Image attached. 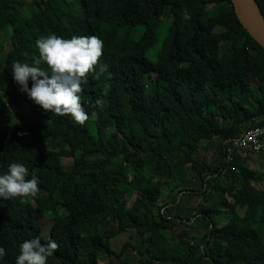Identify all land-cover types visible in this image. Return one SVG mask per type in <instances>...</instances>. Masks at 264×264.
<instances>
[{
    "label": "trees",
    "instance_id": "16d2710c",
    "mask_svg": "<svg viewBox=\"0 0 264 264\" xmlns=\"http://www.w3.org/2000/svg\"><path fill=\"white\" fill-rule=\"evenodd\" d=\"M1 34L0 51L6 39L11 50L0 65V174L21 163L38 191L0 199V264H15L19 244L35 236L58 245L46 264H99L100 253L119 259L128 245L134 264H264V175L251 157L234 154L228 164L224 154L264 117V47L230 0H0ZM51 34L103 41L79 93L89 119L80 125L32 102L33 119L17 125L11 106L24 93L11 64H32L36 39ZM215 139L216 164L198 155ZM175 152L182 161L171 169ZM184 193L205 204L173 214ZM42 217L54 221L48 239ZM128 231L135 244L113 250L110 240Z\"/></svg>",
    "mask_w": 264,
    "mask_h": 264
},
{
    "label": "clouds",
    "instance_id": "9594fccd",
    "mask_svg": "<svg viewBox=\"0 0 264 264\" xmlns=\"http://www.w3.org/2000/svg\"><path fill=\"white\" fill-rule=\"evenodd\" d=\"M35 45L39 58L32 64L18 61L11 64V76L18 90L43 110L57 115L70 114L73 121L84 125L89 115L82 107L79 93L86 74L93 71L102 54L103 41L96 36L73 35L65 39L51 34L38 37ZM41 62L47 65V70L39 66ZM95 103L99 106L103 101L97 99ZM27 176L28 170L23 164L9 163L6 172L0 174V199L34 196L38 191V177L35 173L31 178ZM57 248L52 239L45 243L39 236L26 239L19 244L15 264H46ZM4 256L5 249L0 247V260Z\"/></svg>",
    "mask_w": 264,
    "mask_h": 264
},
{
    "label": "rangeland",
    "instance_id": "374dc122",
    "mask_svg": "<svg viewBox=\"0 0 264 264\" xmlns=\"http://www.w3.org/2000/svg\"><path fill=\"white\" fill-rule=\"evenodd\" d=\"M214 9L213 5L209 6V10ZM165 24V28H166ZM142 27H138L136 32H133L132 36L134 39L138 40L140 39L142 35ZM2 38V34L0 35V40ZM162 45V39L159 40V42L149 51V57L153 60L156 52ZM11 50V44L10 40L6 39L3 41V49L0 51V65L4 61L5 56L9 53ZM251 83L253 85L258 84V80H252ZM32 101L24 94V99L21 104H14L11 106V116L12 120L15 122V124L18 125L19 117L22 116L25 119H33L34 114L32 112ZM207 147V148H206ZM198 155L202 157L203 159L207 160L211 163H217L218 159L220 158V146H219V140L215 139L212 143L205 145V150L203 145L200 147ZM169 158V164L171 169L182 161V155L181 153L175 152L168 156ZM254 166H252L253 169H255L257 172L264 175V157L260 155V157L252 156L251 157ZM63 164L65 168H70L73 164V160L71 158H64ZM169 174L164 177V179H168ZM262 186V184L260 185ZM165 193H168V189L165 190ZM164 201V198H163ZM132 202V199L130 200ZM205 204V201L201 197H189L187 193H184V197L182 198V204L179 209L175 210L173 214H181V215H187L188 212H186V208H197L201 209L203 205ZM240 213H243V209H239ZM62 212V211H61ZM217 220H221V224L226 223V216L225 214H221L220 216L216 217ZM110 221V220H109ZM53 220L51 218L42 217L37 221V224L42 228V237L44 239H48L50 237V228L53 224ZM198 232L199 236L204 234V231L199 230ZM137 239V235L134 231H128L123 233H118L115 237H113L110 240V246L113 250L119 252L121 248L125 245L126 242H130L131 244H135ZM263 239H264V227H263ZM138 254L136 253V250L131 248V246H127L126 253L122 256V258H115L111 257L109 258L105 253H100L99 255V264H125L124 261L127 262V264H134V262L137 260Z\"/></svg>",
    "mask_w": 264,
    "mask_h": 264
},
{
    "label": "built area",
    "instance_id": "2783aa9c",
    "mask_svg": "<svg viewBox=\"0 0 264 264\" xmlns=\"http://www.w3.org/2000/svg\"><path fill=\"white\" fill-rule=\"evenodd\" d=\"M260 122L248 127L240 137L235 138L225 148V161L228 164L234 162V154H238L242 158H248L264 153V117L261 118ZM234 168L232 167V169Z\"/></svg>",
    "mask_w": 264,
    "mask_h": 264
},
{
    "label": "water",
    "instance_id": "95a60500",
    "mask_svg": "<svg viewBox=\"0 0 264 264\" xmlns=\"http://www.w3.org/2000/svg\"><path fill=\"white\" fill-rule=\"evenodd\" d=\"M234 12L249 35L264 47V14L256 0H230Z\"/></svg>",
    "mask_w": 264,
    "mask_h": 264
},
{
    "label": "crops",
    "instance_id": "0c3cea01",
    "mask_svg": "<svg viewBox=\"0 0 264 264\" xmlns=\"http://www.w3.org/2000/svg\"><path fill=\"white\" fill-rule=\"evenodd\" d=\"M205 145H207V144H205ZM205 145L203 146L204 147V150H205ZM207 148V147H206ZM259 157H260V155H258ZM258 156H256V157H258ZM252 158H250V165H251V167L252 166H254V163H253V161L251 160Z\"/></svg>",
    "mask_w": 264,
    "mask_h": 264
}]
</instances>
